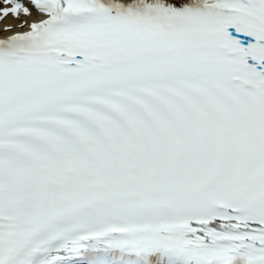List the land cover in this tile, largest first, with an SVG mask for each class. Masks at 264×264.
Returning <instances> with one entry per match:
<instances>
[{"label":"snow or ice","instance_id":"snow-or-ice-1","mask_svg":"<svg viewBox=\"0 0 264 264\" xmlns=\"http://www.w3.org/2000/svg\"><path fill=\"white\" fill-rule=\"evenodd\" d=\"M0 264H264V0H0Z\"/></svg>","mask_w":264,"mask_h":264},{"label":"bare ground","instance_id":"bare-ground-1","mask_svg":"<svg viewBox=\"0 0 264 264\" xmlns=\"http://www.w3.org/2000/svg\"><path fill=\"white\" fill-rule=\"evenodd\" d=\"M12 21H8V23H11Z\"/></svg>","mask_w":264,"mask_h":264}]
</instances>
